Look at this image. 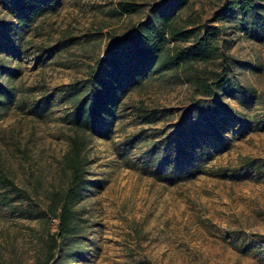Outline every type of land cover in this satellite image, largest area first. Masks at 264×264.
<instances>
[{"label": "rangeland", "instance_id": "374dc122", "mask_svg": "<svg viewBox=\"0 0 264 264\" xmlns=\"http://www.w3.org/2000/svg\"><path fill=\"white\" fill-rule=\"evenodd\" d=\"M37 1L35 19L17 25L27 8L0 0V264L47 260L75 132L62 88L155 4L209 33L230 86L206 96L175 72L149 76L102 130L79 133L89 181L74 205L79 255L69 263L65 244L49 264H264V6L242 17L232 0ZM121 1L137 6L121 14Z\"/></svg>", "mask_w": 264, "mask_h": 264}, {"label": "trees", "instance_id": "16d2710c", "mask_svg": "<svg viewBox=\"0 0 264 264\" xmlns=\"http://www.w3.org/2000/svg\"><path fill=\"white\" fill-rule=\"evenodd\" d=\"M12 1L16 2L17 9L27 8L24 15L18 16L17 25H29L39 13L41 1ZM187 2L188 0L169 1L170 4L175 3L178 6ZM230 4L242 17H246L249 14L257 15L258 9L264 6V0H232ZM136 6L134 2L121 1L117 11L130 14ZM132 30L135 31L133 34L124 37L127 39L125 43L121 44L119 39L110 43L108 55L97 60L84 81L62 88L69 106L66 119L75 132L70 136V146L64 156L69 180L56 208L58 228L50 237L48 256L44 264L54 262V258L59 257L57 253L63 250L62 245L65 244L71 245V250L67 253L69 263L75 260L74 256L79 255L76 244L78 239L75 237L82 230L81 222L84 220L74 205L86 196L89 183L84 174L85 140L79 133L102 130L99 125L102 120L115 116L125 91L149 76L175 72L206 96L214 95L218 85L230 86L225 76L226 56L219 53L218 43L212 41L209 33L202 36L201 27L194 19L181 21L175 9L166 11L155 4L150 7L149 17L135 25ZM11 50L17 52L16 47ZM218 58L221 61L216 67H198L199 63L216 64ZM0 89L3 90L2 87ZM0 96L7 99L3 93ZM197 170L198 166H194L183 171L184 173L170 172L169 176L176 178L182 174H193Z\"/></svg>", "mask_w": 264, "mask_h": 264}]
</instances>
